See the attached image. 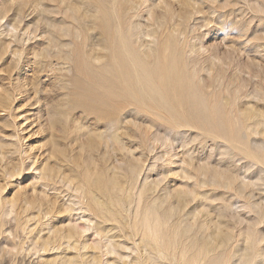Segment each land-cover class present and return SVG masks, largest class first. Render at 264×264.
Here are the masks:
<instances>
[{
  "label": "rangeland",
  "instance_id": "374dc122",
  "mask_svg": "<svg viewBox=\"0 0 264 264\" xmlns=\"http://www.w3.org/2000/svg\"><path fill=\"white\" fill-rule=\"evenodd\" d=\"M95 1L97 2L0 0V264H177V261L181 264L180 259H177L180 258L178 251H184L186 249L182 248L186 247L191 256L198 254L196 252L200 250V246L206 245L205 250L201 248L198 251L202 253L201 258L198 256L201 263L264 264V161L261 160L264 157V153H261L264 152V0H107L105 5L103 0ZM91 2L97 10L94 7L92 9L91 4L89 5ZM70 4L73 5L72 8ZM101 6L106 11L104 14L111 30L116 28L114 33L116 30L119 33L121 31L122 35L117 31L118 34H115L118 37L120 35L122 40L119 41L121 38L118 39L117 35L114 40L119 44L123 41L126 43L122 49L127 52L125 58L130 57L126 58L129 62L145 60L154 66L158 63L156 53L160 51V45H170V54L166 52L167 58L176 61L179 56V68L183 67L180 68L182 70L186 66L188 70H184L185 73L194 72V76L187 74L188 78H192L189 80H192L193 88L199 89V94L206 91L210 96L203 93L200 100L195 101L197 109L202 110L211 105L215 111L210 113V117L222 116L225 120L229 112L231 118L227 119L232 125L242 123L241 126H234L235 128L249 124L253 130L256 128L257 131L259 128L261 134L255 130L254 134L251 130L253 134L250 135L249 129H241L243 132L239 129L242 132H239L242 135L240 139L245 138L243 136L249 131L248 138L245 139L250 146L246 149L247 143L243 142L245 139H241L245 146L236 142L233 144L241 146L234 148L229 142H224L221 136L216 137L211 127L202 128L203 122L210 121L207 116V120H201L202 131L197 129L200 127L198 123L201 124L199 120L198 123L194 121L197 126L193 127L196 126V129L191 125L192 128L189 125L184 127L185 123L178 117L179 114L167 112L168 109L159 102L163 101L161 94H157V89L150 86L151 78L146 75V70L140 69L141 66L135 71L136 75L139 74L132 87L136 91L138 88L137 92L142 88L143 94L151 93L146 94L147 97L142 96L148 102L150 99L149 103L145 100L148 105L155 102L154 107L147 105L150 108L145 107L147 111L142 108L140 112L137 105L125 106L115 119L102 120L104 116L95 114L102 108L101 103L96 100L98 98L101 102L100 93H96L101 92L105 96L107 92L97 83L96 78H101V74L110 79L105 74L113 69H100L102 62L105 61V65L111 54L109 50L103 51L102 47L101 50L98 47V37L101 34L99 22L103 16L99 11ZM117 7H120L121 12ZM60 8L62 11H59ZM116 10L120 12V21ZM96 13L101 14L98 16ZM66 17L69 21L65 20ZM111 17H116L115 22H120V25L116 22L114 24L117 26L114 27ZM129 22L131 28L126 26ZM47 23L50 25L47 26ZM69 25L77 30H72ZM81 27L92 30L87 32L80 30ZM125 27L130 28V32H126L128 29ZM132 27L135 28L137 37L133 36ZM68 30L70 33H67ZM77 32L79 36L82 33L88 35L91 42L88 37L85 42L81 36L79 39ZM129 33L133 35L130 36ZM73 35L78 37L81 44L89 46L93 43L97 46H90V51L86 46L87 50L83 51L85 48L82 50L83 46ZM56 38L60 41H56ZM69 38L70 41H67ZM133 38L135 42L130 46ZM163 40H166L165 43ZM75 41L77 44H73ZM55 42L62 43L63 48L52 47ZM134 45L140 54L135 52ZM122 49L119 52L124 54ZM133 50L136 54H133ZM82 51L90 55H85L88 60L95 53L99 57L102 53L101 58L96 54L93 60L86 59L87 63L91 61L89 64L93 65V69H85V73L82 69H76L70 60L76 53L82 59ZM153 51L156 52V58ZM58 54H63V57ZM54 55L60 58L56 59ZM67 62L72 66L67 65ZM95 65L98 66L97 69ZM140 79H144V83ZM145 81L151 84L146 83V86ZM139 84L142 87L139 88ZM82 87L87 91H80ZM132 87L130 88L133 89ZM82 93L94 94L89 103L96 98L93 104L90 103L93 105L89 109L91 114L88 107L83 108L84 104H79L82 109L77 105L80 111L73 104L74 101L82 102L83 98L78 97ZM64 94L66 97L73 96L74 100L72 97L70 100L66 99ZM64 98L69 100L65 103L73 101L71 104L75 108L71 104H65ZM98 104L101 105L99 110L91 109H96ZM225 110L228 111L227 114ZM83 112H89L93 116ZM188 112L191 115L197 113L191 109ZM232 115L239 123L232 122ZM246 118L249 119L246 120L248 123ZM243 122L246 124L243 125ZM252 122L262 125L254 126L251 125ZM179 124L183 125L178 126ZM203 130L213 132L210 134ZM115 133L116 136H113ZM117 136L119 139L114 140ZM240 147L243 148L241 150L245 158L241 155L243 152H239ZM248 148L250 151L255 150V153L258 151L262 156L258 153L260 157H253L261 159L256 162L254 158L250 159ZM252 153L255 155L253 151ZM258 161H262V164ZM109 174L113 179L117 175L120 182L118 191L112 188V192L119 194L120 189L121 199L113 193L114 197L109 191L113 198H118L112 205L120 204L119 207L108 206L106 198L102 199L106 197L105 193H98V188L95 187L100 183L101 188L102 181L110 177ZM84 175L89 180L93 179L94 182L90 180L91 184L88 183L94 186L93 189H97V194L90 185L86 186L87 181L82 182ZM102 175L107 177L104 176L101 181ZM109 184L106 185L112 186V183ZM122 184L129 189H125ZM88 186L91 191L86 190L90 189ZM124 195L127 196L125 199ZM97 200L99 203L103 202L98 205ZM91 201L95 203L92 202L95 208ZM155 202H160V205ZM102 203L108 207L104 205L107 207L105 208ZM151 203L157 205L155 212L159 209L155 215L159 221L153 216L154 211L152 215L149 212ZM96 204L104 210L109 208L111 212L115 208L113 214L116 213L114 216L111 212L103 214L104 211L100 212L101 209ZM145 212H149L148 215L153 219ZM112 217L115 221H110ZM143 217L157 221V224L159 222L160 226L161 222L165 223L163 226L166 229L169 227L168 230L171 231H175L177 227L179 235L175 232V236L179 242L177 244L175 239L173 242L178 251L174 253L175 256H171L176 258L169 256L168 260L165 257L164 260L162 255H152L154 252H150V245L154 243L153 246H156L157 242V245L162 246L164 242L160 238L159 241L155 237H152L155 241L151 239L153 230H148L152 232H148L150 236L145 234L146 228L141 229L145 225L142 223ZM168 230H165L167 234ZM144 234L153 240L152 244H148L151 240ZM194 241H198L197 246V243L193 245ZM180 247L182 250H179ZM195 247V250L199 249L194 251Z\"/></svg>",
  "mask_w": 264,
  "mask_h": 264
},
{
  "label": "bare ground",
  "instance_id": "6f19581e",
  "mask_svg": "<svg viewBox=\"0 0 264 264\" xmlns=\"http://www.w3.org/2000/svg\"><path fill=\"white\" fill-rule=\"evenodd\" d=\"M88 1V0H87ZM90 2V1H89ZM93 2H97V1H95V0H93ZM105 2V3H104ZM106 2H107V0L105 1V0H103V2L102 3H104L103 5H105L106 4ZM85 3H87V2H85ZM85 3H83V4H85ZM101 3V4H102ZM91 4V6H92V2L91 3H89V5ZM95 4H97V3H95ZM100 4V5H101ZM67 5V4H66ZM71 5V4H70ZM69 5V6H70ZM102 5V6H103ZM65 6V5H64ZM68 6V7H69ZM72 6L73 5H71L70 7L72 8ZM75 6V5H74ZM76 6H78V5H76ZM85 6H87V4L85 5ZM90 6V7H91ZM97 6V5H96ZM102 6H101V9L99 10V11H101V13H102V17H101V20H100V22H99V27H100V30H101V34H99V36L100 37H98L99 38V42H98V47H100V50L103 48V51H104V49H106V50H109L108 52H111V54H110V56H109V60L107 59V61H106V64L104 65V62H102L103 64L101 65V67L102 68H100V69H113L111 72H108V73H104L105 74V76L106 75H109L108 77L110 78V79H107V78H105V77H103V75H101L100 74V76H101V78H96V81H97V83L99 84V85H101L102 86V88H105L106 89V94H105V96H102V93L101 92H97L96 93V91L94 92V94L96 93V94H99V96H101V102H99L98 100V98L96 99L97 100V102L100 104L101 103V105H102V108L100 109V111L99 112H95V114L97 115V113H98V115H99V117L101 116H104V117H102L101 119L103 120V119H106V121H107V119H115L116 118V116H117V114H119L121 111H123L122 109L125 107V106H129V107H132V106H130V105H137L136 106V108H137V110L139 111L140 110V112H141V110H143L142 108H150V107H148V106H153L154 105V103H151V104H153V105H148V103L149 102H151L150 101V99H149V102L146 100V97H147V95L146 94H148V93H146V94H143L144 93V91L142 90V88H141V90L139 89V92H137L138 91V88H137V91H136V88H133L132 87V85H133V83H134V81H135V79L137 78V75L139 74H137L136 75V73H135V71H136V69L137 68H139L140 66L142 67H140V69H144V70H146V72H147V76L149 75V77L151 78V82H152V85H150L151 83H148V78H147V76L145 77L148 81H145V85H146V83H147V85H150V86H153V88H155V89H157V90H155V91H157V94L159 93V95L161 94V99L163 100V101H159V102H161V103H163L162 104V106L163 107H165L166 109H168V111L167 112H173V113H175L176 115H178L179 114V116L178 117H181L182 118V122H183V124H184V127L186 126V125H189V128H192L194 125H196L197 126V124L195 123L194 124V121H196L197 123H198V120L200 121V123L201 124H199L198 123V126L200 125V127H197V129L199 128L201 131H202V128H204L205 129V126H207V128L206 129H208V126L209 127H211L212 129H213V131H214V135L216 136H221L222 138H223V140H224V142H226V143H228L229 142V144L230 145H233L234 146V148L237 146V144H241L242 142L240 141L241 139L239 138V137H241L240 136V134H242V130L243 129H249V131H247L245 134H246V136H243V137H245V138H248V132H249V134L250 135H252L253 133L254 134H256L255 132H254V130L256 131V128L253 130V129H251L250 128V125L248 124V126H245L244 124H246V123H244L243 122V127L242 128H235L234 126H238L239 124H236V123H234L233 121H238V120H236L237 118L236 117H234V115H232L233 117H232V122L234 123V124H236V125H232V123L231 122H229V118H231V116L229 117V112H228V116L226 117V115H225V117H226V120L223 118L222 119V116H221V114L220 115H218V116H221V118L219 117V118H217V116H214V117H210V113H212V112H214L215 110V108L213 109L212 107H210L209 105H208V107H209V109H208V107L207 108H205V109H202V110H200L201 108H199V109H197V104H195V101L197 100V99H199V97L204 93H206V96H209V94L207 95V92L206 91H204L203 93H200L199 94V89L198 90H196L195 88H193V85H192V80L190 81L189 79L191 78H188V75L187 74H191V72L190 73H188V72H184V70H186V66H185V68L184 69H180V68H183V67H180L179 68V62L177 61L178 60V58H179V56H178V58H176L177 60L175 61V60H172L171 61V59L169 60L168 58H167V56H168V54H170L169 53V50H168V48H170L169 46H167L166 44H164V45H160L161 47H160V51H157L158 49L156 48L155 50L158 52V53H156L155 51H153V55H154V52L156 53V55H157V62L158 63H156L155 62V58H156V56H155V58H154V63H156L154 66H151L150 65V63L149 62H145V60L144 61H138V60H135V61H132V60H130L131 62H129L127 59V57H129V56H126V58H125V56L124 55H126V53H125V51H123V49H122V47H123V45L124 44H126V43H123L122 42V44H121V42H120V44L117 42V40L115 41L114 40V37H115V35H117L119 32H118V30H116L115 31V33H117V34H115L114 33V31L113 30H115L116 28H113L112 30H111V25L109 24V21L106 19V14H104L105 12H104V10H102ZM115 6H116V4H115ZM67 7V6H66ZM65 7V8H66ZM93 7L94 6H92V9H93ZM114 7V6H113ZM112 7V10L114 9ZM54 8H57V7H54ZM59 8V7H58ZM79 8V7H78ZM98 8V7H97ZM106 8V7H105ZM118 8V7H117ZM116 8V9H117ZM123 8V7H122ZM76 9V8H75ZM92 9H91V12H92ZM94 9H96V7H94ZM119 10H120V12H121V9H120V7L118 8ZM62 11V9L60 8L59 9V11ZM67 10H69V9H67ZM66 10V11H67ZM79 10H80V8H79ZM90 10V9H89ZM97 10V9H96ZM108 10V9H107ZM118 10V11H119ZM124 10H126V9H124ZM7 11V10H6ZM65 10H63V12H64ZM70 11V10H69ZM73 11V10H72ZM75 11V10H74ZM73 11V12H74ZM88 11V10H87ZM110 11V10H109ZM108 11V12H109ZM117 11V10H116ZM118 11H117V15H118V17L117 18H119V16H120V12L118 13ZM16 12V11H15ZM53 12V11H52ZM78 12V11H77ZM89 12V11H88ZM95 12V11H94ZM62 13V12H61ZM64 13H67V12H64ZM101 13H99V14H97L98 16L101 14ZM112 13H115V12H112ZM63 14V13H62ZM108 14V13H107ZM124 14V13H123ZM66 15V14H65ZM113 15V14H112ZM71 16V15H70ZM98 16H97V18H98ZM68 17V16H67ZM67 17H66V19L65 20H67V21H69V19L71 18L72 19V17H68L69 19H67ZM97 18H96V21H98L97 20ZM112 18V17H111ZM115 19H113L112 21H113V25H114V27H116L115 26V24L114 23H116L115 22V20H116V17H114ZM128 18V17H127ZM126 18V21H128V19ZM70 19V20H71ZM100 19V18H99ZM49 20V19H48ZM73 20V19H72ZM47 21V20H46ZM45 21V22H46ZM50 21H52V20H50ZM63 21V20H62ZM119 21H120V18H119ZM123 19H122V22L121 23H123ZM50 24H51V22H49ZM71 23V22H70ZM118 23V22H117ZM127 23V22H126ZM50 24H46L47 26L48 25H50ZM55 24V23H54ZM64 25V24H63ZM118 25H120V22L118 23ZM70 26V25H69ZM73 26V25H72ZM72 26H70L71 28H72V30L73 29H75V31L77 30L76 28H73ZM125 26V25H124ZM124 26H122V28L124 27ZM126 26H128V27H130L131 28V26H130V22H129V24L128 25H126ZM120 27V26H119ZM62 29H63V27H61ZM60 28V29H61ZM125 28H127V27H125ZM129 28V29H130ZM59 29V30H60ZM84 29V28H83ZM82 29V27H81V29L80 30H83ZM95 29H96V26H95ZM124 29V28H123ZM128 29V28H127ZM129 29L126 31V32H128L129 31ZM132 29H134V32H133V34H131V33H129L130 34V36L131 35H133V36H136V34H135V28L134 27H132ZM132 29H131V32H132ZM66 30V29H65ZM80 30L78 31V32H80ZM84 30H86V29H84ZM89 29H87L86 31L87 32H89L90 30H92V29H90L89 31H88ZM74 31V32H75ZM86 31H85V33H86ZM78 32L76 33V35L78 34ZM82 32V31H81ZM130 32V31H129ZM67 33H70V31L68 30L67 31ZM94 33V32H93ZM92 33V34H93ZM120 33H121V31H120ZM119 33V34H120ZM137 33V32H136ZM71 34H72V32H71ZM81 34V33H80ZM88 34V33H87ZM90 34V33H89ZM97 34V33H96ZM97 34V35H98ZM129 34H128V36H129ZM63 35V34H62ZM75 35V34H74ZM74 35H73V37H74ZM85 34H83L82 33V39H83V41L85 42L86 41V39H87V37H88V35H85L86 37H85V40H84V38H83V36H84ZM120 35H122V34H120ZM120 35H119V37H118V35H117V37H118V39L119 38H121L120 37ZM126 35V34H125ZM77 36H79V34L77 35ZM76 36V41L78 40V37ZM79 36V39L81 38ZM90 36V35H89ZM93 36V35H92ZM67 37V36H66ZM96 38H97V36H95ZM137 37V36H136ZM136 37H134V38H136ZM73 38V39H74ZM129 38V37H128ZM127 38V39H128ZM133 38V40L132 41H130V43L132 42V44H130V46L131 45H133V41L135 42V39ZM51 39V38H50ZM68 39V38H67ZM72 39V40H73ZM88 39H89V37H88ZM109 39H110V42H109ZM124 40H125V38H123ZM130 39H132L131 37H130ZM129 39V40H130ZM56 41H60L59 39H55ZM54 40V41H55ZM95 40V39H94ZM122 40V38L119 40V41H121ZM52 41V40H51ZM67 41H70V38H69V40H67ZM74 41V40H73ZM73 42V44L74 43H76L77 44V42ZM89 41H90V39H89ZM89 41H87V42H89ZM164 41V43H165V41L166 40H163ZM78 42H79V40H78ZM86 42V43H87ZM91 42V41H90ZM95 42V41H94ZM97 42V41H96ZM168 42V44H169V41H167ZM53 43V42H52ZM65 43V42H64ZM80 43V42H79ZM67 44H68V42L65 44L66 46H67ZM69 44H72V43H70L69 42ZM73 44L71 45V46H73ZM81 44V43H80ZM80 44H78L79 45V47H81L80 46ZM96 44V43H95ZM99 44L101 45V46H99ZM162 44V43H161ZM77 45V46H78ZM83 47H82V50H83V48H85L87 45L85 44V43H83V44H81ZM92 45H94L93 43H92ZM92 45H89V46H87V47H89V51H90V46H92ZM57 47V48H60V47H62L63 48V44L62 43H59V42H55V44L52 46V47ZM96 46H97V44H96ZM95 45L93 46V48L94 47H96ZM125 46V45H124ZM54 47V48H55ZM74 47V46H73ZM102 47V48H101ZM157 47H158V45H157ZM136 48V45H134L133 46V49L135 50V52L137 51V52H139L137 49H135ZM76 49V48H75ZM78 49H80V48H78ZM122 49V52H124V54L123 53H120L121 50ZM125 49V48H124ZM57 50V49H56ZM72 50H74L73 48H72ZM85 50H87V48H85L83 51H85ZM130 50H132V48L130 49ZM134 50H133V54H136L135 52H134ZM172 50V49H171ZM60 51V50H59ZM58 51V52H59ZM61 51H63V50H61ZM76 51H79V50H76ZM83 51H82V59L77 55V53L75 54V55H72V57H70L71 59V64L72 63H74L73 65H75V68L76 69H82V72H84V70L85 69H91V66H93L92 64L90 65L89 63H91V61L89 62V63H87L89 60H91L92 58H93V56H95L98 52L95 50V52H97V53H95L94 54V52H93V56L88 60L87 58L88 57H90V55L88 54L87 55V52H84L83 53ZM120 51V52H119ZM168 51V52H167ZM176 51V50H175ZM57 52V51H56ZM57 52V53H58ZM80 52V51H79ZM92 52V51H91ZM107 52V51H106ZM166 52L168 53V54H166ZM56 53V54H57ZM60 53V52H59ZM62 53V52H61ZM63 53H64V51H63ZM74 53V52H73ZM90 53V52H89ZM173 53V52H172ZM92 54V53H91ZM139 54H140V52H139ZM138 54V55H139ZM58 55H60L61 56V58L63 57V54H58ZM64 55H66V53L64 54ZM85 55H87V56H85ZM105 55V54H104ZM130 55V54H129ZM167 55V56H166ZM175 54H173V56H174ZM36 56V55H35ZM55 56V55H54ZM57 56V55H56ZM56 56H55V58H56ZM67 56H69V55H67ZM67 56H64V57H67ZM84 56L86 57L85 59H84ZM101 57H102V53H101V55H100ZM139 56H141V55H139ZM143 56V55H142ZM97 57H99L98 56V54H97ZM101 57H99V58H101ZM106 57V56H105ZM146 57V56H145ZM35 58V57H34ZM58 58V57H57ZM56 58V59H57ZM60 58V57H59ZM58 58V59H59ZM99 58H98V61H100L99 60ZM130 58V57H129ZM136 58H139V57H136ZM141 58V57H140ZM64 59V60H63ZM63 59H61V60H63V61H66L65 60V58H63ZM86 59L88 60V61H86ZM94 59V58H93ZM92 59V60H93ZM146 59V58H145ZM149 59H151L152 60V58H149ZM148 59V60H149ZM67 60H68V58H67ZM69 60V61H70ZM97 60V59H96ZM102 60V59H101ZM184 60V59H183ZM62 61V62H63ZM150 61V60H149ZM174 61V62H173ZM96 62V61H95ZM151 62V61H150ZM192 62V61H191ZM60 63H61V61H60ZM68 64L67 65H69V66H72V65H70L69 64V62H67ZM183 63V62H182ZM66 64V62L64 63V65ZM94 64V63H93ZM104 65V66H103ZM151 67H150V66ZM186 65V64H185ZM63 66V65H62ZM182 66V65H181ZM183 66H184V63H183ZM196 66V65H195ZM94 67H96V65L94 66ZM98 67V66H97ZM97 67H96V69H97ZM93 69V68H92ZM91 69V70H92ZM135 69V70H134ZM90 70V71H91ZM99 70V69H98ZM97 70V71H98ZM188 70V69H187ZM186 70V71H187ZM100 71V70H99ZM107 71H109V70H107ZM140 71V70H139ZM78 72V71H77ZM89 72V71H88ZM94 72H95V70H94ZM101 72V71H100ZM85 73V72H84ZM141 73V72H140ZM194 73V72H193ZM192 73V74H193ZM218 73V72H217ZM91 74H94V73H91ZM145 74V73H144ZM144 74H142V75H144ZM191 74V75H192ZM77 75H79V77L80 78H82V76H80V74H77ZM83 75V74H82ZM136 75V76H135ZM84 77H85V75H83ZM99 76V75H98ZM97 76V77H98ZM193 76H194V74H193ZM83 77V78H84ZM88 77V76H87ZM96 77V76H95ZM138 78H140V77H138ZM144 78V77H143ZM93 79V78H92ZM192 79V78H191ZM139 80V79H138ZM141 80V79H140ZM143 80V83H144V79H142ZM141 80V81H142ZM77 81V80H76ZM88 81V80H87ZM93 81H94V79H93ZM93 81H92V84H93ZM141 81H140V83H141ZM231 82V81H230ZM88 83H91V82H89L88 81ZM97 83H94V84H97ZM77 84V83H76ZM81 84V83H80ZM80 84H78L79 86H80ZM142 84V83H141ZM141 84H139L140 86H139V88L140 87H142L141 86ZM195 84V83H194ZM135 85V84H134ZM143 85V84H142ZM146 85V86H147ZM208 85V84H207ZM213 85V84H212ZM74 86H77V85H74ZM84 86V85H83ZM135 86H137L138 87V85L136 84ZM134 86V87H135ZM195 86V85H194ZM210 86V85H209ZM81 87V86H80ZM130 87H132L133 89H131ZM77 88H78V86H77ZM88 88V87H87ZM89 88H91L92 89V87H89ZM144 88V87H143ZM146 88V87H145ZM144 88V89H145ZM149 88V87H148ZM152 88V90L154 91V89ZM159 88H161L160 89V92H159ZM81 90L80 91H82V90H85V91H83V92H86L87 90L85 89V87H84V89H83V87L82 88H80ZM90 90V89H89ZM88 90V91H89ZM76 91V90H75ZM79 91V90H78ZM102 91V90H101ZM154 91V92H155ZM202 91H203V89H202ZM71 92H74V90L72 91L71 90ZM103 92V94H104V91H102ZM143 92V93H142ZM146 92V91H145ZM149 92V91H148ZM69 94H71L70 93V91L68 92ZM77 93V92H76ZM92 93V92H91ZM91 93H88V94H86V95H84L83 93H82V95H78V97H82L83 99H82V102L81 101H79V103H75V101H74V103L73 104H75L76 105V109H78V107H77V105L79 106V104L81 103V104H84V106H83V108L84 107H88V110L90 109V107H92L93 105H91V104H93L94 103V100L95 99H93V101H91L90 103H89V101H90V97H94V94H91ZM237 93V92H236ZM81 94V93H80ZM142 94H143V96L144 95H146V97H144L143 98V96H142ZM149 94H151V93H149ZM148 94V95H149ZM155 94H156V92H155ZM154 94V95H155ZM156 94V95H157ZM68 95V94H67ZM72 95V94H71ZM158 95V96H159ZM212 95V94H211ZM64 96H65V94H64ZM73 96H75L74 95V93H73ZM73 96H71L72 97V100H74L73 99ZM95 96H98V95H95ZM98 96V97H99ZM157 96V97H158ZM205 96V95H204ZM66 97V96H65ZM70 95L69 96H67L66 97V99L67 98H69V100H70ZM75 97H77V96H75ZM80 97V98H81ZM154 97V96H153ZM210 97V96H209ZM208 97V98H209ZM84 98H85V101H84ZM204 98H206V99H208L207 97H204ZM203 98V99H204ZM212 98V97H211ZM211 98L209 99V100H211ZM65 98H64V100H66ZM78 99V98H77ZM158 99V98H157ZM206 99H204V100H206ZM215 99V98H214ZM69 100H66V101H64V103L65 102H67V101H69ZM76 100V99H75ZM78 100H80V99H78ZM92 100V99H91ZM95 100V101H96ZM145 100H146V102H148V103H145ZM200 100V99H199ZM202 100V99H201ZM212 100H213V98H212ZM73 101H71V103H72ZM78 102V101H77ZM93 102V103H92ZM97 102H96V104H97ZM201 102H203V101H201ZM207 102H208V100H207ZM211 102V101H210ZM213 102H214V100H213ZM212 102V103H213ZM71 103H65V104H71ZM199 103V102H198ZM205 103H206V101H205ZM209 103V102H208ZM96 105L95 107H97L96 109L95 108H91L92 110L94 109V110H96L97 111V109H98V107L99 106H101V105ZM216 104H218L217 102H216ZM72 105V104H71ZM75 105L72 107V108H75ZM91 105V106H90ZM148 105V106H147ZM159 106V105H158ZM205 106H207V104L205 105ZM215 105H213V107H214ZM80 107V106H79ZM154 107V106H153ZM162 107V108H163ZM216 107V106H215ZM219 106H217V108H218ZM71 108V109H72ZM146 108H145V111H147L146 110ZM164 108V109H165ZM76 109H74L75 111H76ZM80 109H82L81 107H80ZM98 109V110H99ZM153 109V108H152ZM192 110L193 112H195L196 113V111H197V113L194 115V113H192V115L188 112L189 110ZM219 109V108H218ZM74 110H71V111H73L74 112ZM79 110V109H78ZM84 110V109H83ZM85 110H87V108L85 109ZM85 110H84V112H85ZM87 110V111H88ZM134 110V109H133ZM199 110H200V112H199ZM237 110V109H236ZM80 111V110H79ZM87 111L85 112V113H87ZM91 110H89V112H90ZM220 111V110H219ZM218 111V112H219ZM224 111V110H223ZM83 112V114H85ZM89 112H88V114H89ZM167 112H166V114H167ZM217 112V111H216ZM227 112H226V110H225V114H227ZM93 113V112H92ZM123 113V112H122ZM121 113V114H122ZM145 113H147V112H145ZM149 114H151L150 112H148ZM221 113V112H220ZM83 114H82V117H83ZM88 114H85V115H88ZM90 114H91V112H90ZM89 114V116L90 117H92L91 115ZM172 114V113H171ZM173 115V116H176V115ZM219 114V113H218ZM223 115H224V113H222ZM95 115V116H96ZM194 115V116H193ZM212 115V114H211ZM231 115V114H230ZM80 117H81V115H79ZM89 116H87V117H89ZM206 116L207 117H209L210 119H208V118H206ZM250 116L251 115H249L248 117L250 118ZM63 117V116H62ZM74 117V116H73ZM78 117V116H77ZM76 117V118H77ZM86 117V116H85ZM97 117V116H96ZM171 117V116H170ZM177 117V116H176ZM59 118H61V117H59ZM75 118V119H76ZM79 118V117H78ZM119 117H117V119H118ZM202 118H204V120L206 119H208V120H210V121H205V122H203V119ZM213 118V119H212ZM228 118V119H227ZM234 118H236L235 120H234ZM100 119V118H99ZM98 119V120H99ZM100 119V120H101ZM109 119V120H110ZM196 119V120H195ZM251 119H252V116H251ZM95 120H97V119H95ZM162 120V119H161ZM177 120H179V119H177ZM201 120H202V122H203V126L204 127H202V122H201ZM247 120V118L245 119V121ZM249 120V119H248ZM247 120V121H248ZM75 121V120H74ZM105 121V120H104ZM115 121V120H114ZM118 121V120H117ZM173 121H176V120H173ZM179 121H181V119L179 120ZM244 121V120H243ZM246 121V122H247ZM76 122H78V121H76ZM110 122V121H109ZM112 122V121H111ZM116 122V121H115ZM241 122V121H240ZM257 122H259V121H257ZM162 123V122H161ZM190 123V124H189ZM192 123V124H191ZM237 123H239V121L237 122ZM248 123V122H247ZM262 123V122H261ZM168 124V123H167ZM183 124H179L178 126H181V125H183ZM242 124V123H241ZM241 124L239 125V126H241ZM253 124V122L251 123V125ZM255 124H256V122L253 124L254 126H255ZM258 124V123H257ZM256 124V125H257ZM264 124V123H263ZM64 125V124H63ZM171 125V124H170ZM169 125V126H170ZM173 125H175V124H173ZM192 127H191V126ZM262 125V124H261ZM260 125V126H261ZM176 126V125H175ZM174 126V127H175ZM195 126V127H196ZM258 127H260L259 125H257ZM154 127V126H153ZM171 127H172V125H171ZM173 127V128H174ZM183 127V126H182ZM195 127H193V128H195ZM202 127V128H201ZM179 128V127H178ZM196 129V128H195ZM211 129V130H212ZM242 131H240V130ZM262 129H264V128H262ZM251 130H253V133L251 132ZM203 131H205V132H209V130L208 131H206V130H203ZM213 131H211V132H209L210 134L213 132ZM257 131H258V133H260L261 134V132L262 131H260L259 132V128L257 129ZM256 131V132H257ZM216 132V133H215ZM239 132H240V134H239ZM238 134H239V136H238ZM244 134V133H243ZM264 134V133H263ZM262 134V135H263ZM261 135V136H262ZM113 136H116V133H115V135H113ZM216 136V137H217ZM118 137V136H117ZM114 138V140L115 139H119V137L118 138ZM221 137H220V139H221ZM263 137V136H262ZM245 138H243V139H245ZM242 139V140H243ZM55 140V139H54ZM222 140V139H221ZM226 140V141H225ZM239 140V141H238ZM246 140V141H245ZM243 142H246L247 143V139H245ZM263 140H264V137H263ZM262 140V141H263ZM120 141V140H119ZM119 141H117V142H119ZM116 142V141H115ZM236 142H239V143H237L236 145H234L233 143H236ZM241 142V143H240ZM232 143V144H231ZM245 143H242V145L243 146H245V145H247V146H245V148L247 149V147L248 146H250V145H248L249 143H247V144H245ZM232 146V147H233ZM238 146H241V145H238ZM237 146V147H238ZM233 148V149H234ZM238 149H243V148H238ZM237 149V150H238ZM246 149H245V151H246ZM239 150V152L240 153H242L243 151L241 150L240 151ZM247 151H249L248 153H249V155H251V156H249V158L250 157H252V158H254L255 156L257 157V156H259L260 157V153L257 151L256 153H255V150H251L250 151V149L248 148V150ZM252 151L254 152V154L255 155H253V153H252ZM247 153V152H246ZM245 153V154H246ZM248 153H247V155H246V157L248 156ZM250 153H252V154H250ZM260 155H259V154ZM261 153H264V152H262L261 151ZM244 154V152L241 154L243 157L245 156V155H243ZM264 155V154H263ZM254 156V157H253ZM262 156V155H261ZM254 158V161L256 162V160H260L261 158ZM245 158V157H244ZM248 158V157H247ZM264 158V157H263ZM261 159L262 161H264V159ZM251 159V158H250ZM253 160V159H252ZM262 161H258V163L260 162L261 164H262ZM264 163V162H263ZM131 166V165H130ZM134 169H136V168H134ZM88 172H90V171H88ZM101 172H102V170H101ZM135 172V171H134ZM133 171H132V173H133V175H136V172L134 173ZM86 173H87V170H86ZM86 173H85V175H86ZM104 173V172H103ZM102 173V174H103ZM138 173V172H137ZM87 174H89V173H87ZM105 174V173H104ZM108 174V173H107ZM232 174V173H231ZM85 175H84V177H82L83 178V180H85V181H83L82 180V182L83 183H85L86 181H87V183H85L86 184V186L87 185H90L91 183L89 182L90 180H92L93 181V179H90L89 180V178L88 177H85ZM92 175V174H91ZM94 175H97V174H94ZM114 175V174H113ZM230 175V174H229ZM89 176V175H88ZM93 176V175H92ZM104 176L105 175H102V177L103 178H100L101 179V181L104 179ZM109 176L112 178H110V177H107V176H105V178L107 177V179H104L103 181H102V184H101V188H100V183H97V182H99V181H95L97 184H96V188H98V193H99V191H102L103 193H105V195H106V197L104 196V198H102V199H107V201H106V199H105V202L108 204V206L110 205H112L113 203H114V201H118V198H120L119 197V194H121L120 193V189H119V194L118 193H116L117 195H118V198L117 199H115V198H113V196H114V192H112L113 190H112V188H115L114 190L116 191V189H117V191H118V188H120V182L117 180V175L115 176V178L113 179V176L112 175H110L109 174ZM99 177H100V173H99ZM232 177V176H231ZM73 178H75V177H73ZM94 178H95V176H94ZM110 178V179H109ZM71 179V178H70ZM76 179H77V177H76ZM86 179H88V180H86ZM98 179V178H97ZM109 179V180H108ZM122 179V178H121ZM124 180H125V178H123ZM134 179V178H133ZM81 180V179H80ZM94 180H96V179H94ZM228 180V179H227ZM232 179H230V181H231ZM74 181V180H73ZM76 181V180H75ZM77 181H79L78 179H77ZM106 181V182H105ZM90 184H89V183ZM94 182V181H93ZM103 182H105V183H103ZM232 182V181H231ZM230 182V183H231ZM109 184V183H112L111 185L112 186H107L106 184ZM95 183H93V185H94ZM127 184V183H126ZM82 185H84V184H82ZM110 185V184H109ZM91 187H92V189L94 188V186H92V185H90ZM90 186H88L90 189H86V187H85V189L86 190H90L91 191V187ZM122 186H123V184H122ZM83 187V186H82ZM87 187V188H88ZM124 187V186H123ZM125 189H127L126 187H124ZM121 189H123L122 187H121ZM129 189V188H128ZM127 189V190H128ZM94 191H95V193L97 192V189L95 190V189H93ZM93 190H92V192H93ZM126 190V191H127ZM109 191H111L112 192V194H113V196H112V194L111 193H109ZM92 192H90V193H92ZM123 192V194H124V191H122ZM86 193V192H85ZM88 193V192H87ZM103 193L101 194V192H100V194L103 196ZM127 193V192H126ZM140 193H141V191H140ZM97 194V193H96ZM96 194H94L95 196H96ZM109 194H111V195H109ZM116 194H115V196H116ZM92 195H93V193H92ZM93 195V196H94ZM100 195V196H101ZM178 195V194H177ZM88 196H90V195H88ZM94 196V197H95ZM99 196V198H101ZM114 196V197H115ZM125 196V195H124ZM140 196H142V193H141V195ZM91 197V196H90ZM127 196H125L123 199H125ZM98 198V199H99ZM141 198V197H140ZM94 199H97V198H94ZM93 199V200H94ZM121 199V198H120ZM119 199V201L121 202V200ZM127 200L129 201V198H127ZM183 200V199H182ZM95 201V200H94ZM154 201V200H153ZM88 202H90V201H88ZM92 202L93 201H91V205H94V204H92ZM101 202H103V201H101ZM100 202V203H101ZM104 202V203H105ZM122 202H124V201H122ZM152 202V201H151ZM96 203H99V201L97 200L96 201ZM100 203L98 204V205H100ZM156 203V202H155ZM160 203V202H159ZM159 203H156V204H159ZM89 204V203H88ZM152 205H150V207H151V210H149V209H147L146 208V210L148 211L149 210V212L151 213V215L153 214V211H154V214H153V216H155V215H157V213L156 212H158L159 211V209H158V211H156L155 212V210L157 209L156 207H157V205L156 204H154V203H151ZM97 204H96V207L99 209H101L100 210V212L101 211H104V212H102L103 214L104 213H106V212H108V214L111 212L110 210H109V208H108V210L107 209H103V208H101L102 206H98ZM102 205H103V203H102ZM104 205H106V204H104ZM103 205V206H104ZM120 205V204H119ZM119 205H116L115 204V206H113L112 205V208L113 207H116V206H118L119 207ZM160 205V204H159ZM107 206V205H106ZM107 206V207H108ZM122 206V205H121ZM149 206V205H148ZM88 207H89V205H88ZM93 207V206H92ZM92 207H91V210H92ZM105 207V206H104ZM107 207H105V208H107ZM94 208H95V205H94ZM93 208V209H94ZM111 208V207H110ZM121 208V207H120ZM115 209V208H114ZM114 209H113V211H114ZM168 209H171V208H168ZM146 210H144V211H146ZM172 210V209H171ZM93 211V210H92ZM96 211H97V209H96ZM113 211L111 212V214H113ZM170 211V210H169ZM95 212V211H94ZM149 212H145L147 215H148V213ZM116 213V212H115ZM114 213V214H115ZM144 213V214H145ZM149 213V214H150ZM114 214H113V216H114ZM150 215V216H151ZM144 216H146V215H144ZM149 216V215H148ZM149 216V217H150ZM152 217V216H151ZM156 217V220L158 219L157 218V216H155ZM155 217H154V220H155ZM104 218V217H103ZM117 218H119V217H117ZM144 218V217H143ZM185 218V217H184ZM105 219H108L107 217H105ZM113 219V217L110 219V221ZM152 219H153V217H152ZM143 220V219H142ZM112 221H115V218L112 220ZM151 221L152 220H150L148 217H145L144 218V220L142 221V223H143V225H144V227H141V229L142 228H146V229H144V230H147L146 231V233L145 234H147L149 231L148 230H153V234L155 235V236H150L149 235V233L151 234L152 232H149L148 233V235L151 237V239H153L154 237V239L156 240H160L161 239V241H163L162 243H163V245L161 246V245H157V242H156V246H153L154 245V243H153V245L151 246L150 245V247H149V249H150V252H154V254H152L154 257L156 256V255H162V258L164 259V257L168 260V257L170 256H175L174 255V253L176 254V251H178V250H175V249H177V245H175V241L173 240V239H175L176 240V237L177 236H175V232H176V230H177V227L174 229L175 231H173V229H172V231L169 229L168 230V228L166 229L163 225L165 224V223H162L161 222V226H163L162 228L164 229H162V228H159V227H161L160 226V223L158 222V224H157V221H159V220H157V221H152V223L153 224H151ZM184 221V220H183ZM141 222V221H140ZM166 222H168V221H166ZM155 223V224H154ZM0 226H1V223H0ZM182 226V225H181ZM200 227V226H199ZM186 228V227H185ZM216 228V227H215ZM160 229L161 230H163V231H160ZM1 230V229H0ZM143 230V229H142ZM165 230H168L169 231V233L167 234V232L165 231ZM242 230V229H241ZM179 231V230H178ZM71 232V231H70ZM143 233H144V231H142ZM142 232H141V235L143 236V234H142ZM155 232V233H154ZM166 232V234H163V233H165ZM184 232V231H183ZM160 233H162V234H160ZM178 235H179V233L178 232H176ZM144 234V235H145ZM183 234H185V233H183ZM187 235H188V233H186ZM160 235V236H159ZM182 235V234H181ZM187 235H184V237H186ZM71 236H73V235H71ZM145 236H147V235H145ZM150 237H148L147 236V238H149L150 239ZM153 237V238H152ZM180 236H178V238H179ZM221 237V236H220ZM146 238V237H145ZM160 238V239H159ZM187 238V237H186ZM144 239V238H143ZM148 239V240H149ZM150 239V240H151ZM153 239V240H154ZM244 239V238H243ZM146 240V239H145ZM147 240V241H148ZM153 240H151V243H149L148 242V244H152V242H153ZM154 240V241H155ZM156 240V241H157ZM206 240V239H205ZM174 241V242H173ZM176 242H177V244H178V242H179V240L177 241L176 240ZM198 241H194L193 242V245H194V243H197ZM200 242V241H199ZM143 244H145V243H143ZM198 245V243L196 244V246ZM144 246V245H143ZM180 246V244L178 245V247ZM207 246V245H206ZM206 246H200V250H201V248L203 249L204 247L206 248ZM146 247H147V245H146ZM146 247H144L145 249H146ZM181 247H182V245H181ZM181 247L179 248V250H182V249H186V250H184V251H178L180 254H178V256L180 255V258H177L178 260L180 259V261H181V264H198V262L200 261V263H201V260H198V256H200V254L202 255V253H199L198 251H200V250H198L199 249V247H198V251L197 250H195L197 247H195L194 248V251H197L196 253H198V254H192L191 256H190V254H188L187 253V249L188 248H182L181 249ZM184 247V246H183ZM205 248H204V250H205ZM189 250V249H188ZM190 250H192V247H191V249ZM207 251L209 252V250H208V248H207ZM146 252H148V250L146 251ZM191 253L193 252V250L192 251H190ZM201 252H206V251H201ZM149 253V252H148ZM156 253H158V254H156ZM187 253V254H186ZM150 254V253H149ZM204 254H206V253H204ZM204 254H203V258L205 259V257H204ZM185 255V256H184ZM209 255V254H208ZM252 255V254H251ZM148 257H149V255H147ZM152 256V257H153ZM177 256V255H176ZM186 256H190V257H188V258H186ZM206 256V255H205ZM148 257H146L147 259H148ZM151 257V256H150ZM161 257V256H160ZM202 256H200V258H201ZM208 257V256H207ZM249 257V256H248ZM142 258V257H141ZM172 258V257H171ZM173 258H176V257H173ZM172 258V259H173ZM184 258H186V259H184ZM211 258V257H210ZM150 259V258H149ZM166 259H164V260H166ZM207 259H209V258H207ZM212 259H213V257H212ZM251 259V258H250ZM170 260V259H169ZM249 260V259H248ZM145 261H149V260H145ZM155 261V260H154ZM153 261V262H154ZM206 261V260H205ZM215 261V260H214ZM152 262V261H151ZM203 262H204V260H203ZM209 262V261H208ZM207 262V263H208ZM250 262V261H249ZM156 263V262H155ZM177 264H178V261L176 262ZM206 263V264H207ZM247 263V262H246ZM245 262H244V264H246ZM201 264H205V263H201ZM209 264H213V263H210L209 262ZM215 264V263H214Z\"/></svg>",
  "mask_w": 264,
  "mask_h": 264
}]
</instances>
